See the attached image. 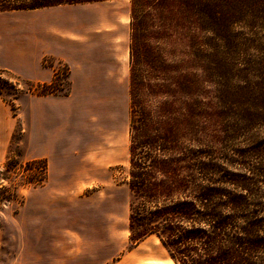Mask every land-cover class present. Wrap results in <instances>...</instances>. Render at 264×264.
<instances>
[{
	"label": "rangeland",
	"instance_id": "obj_1",
	"mask_svg": "<svg viewBox=\"0 0 264 264\" xmlns=\"http://www.w3.org/2000/svg\"><path fill=\"white\" fill-rule=\"evenodd\" d=\"M130 23V0L0 12V68L13 82L19 79L22 89L17 100L13 91L0 96V115L6 107L12 124L8 143L0 147L4 264L18 262L23 244L27 264H35L38 254L41 264H175L158 234L142 239L130 231V205L137 199L130 187ZM202 39L195 16L182 17V0L168 2L162 18L151 10L143 41L161 62L147 68L140 99L152 125L174 130L168 149L154 153L167 165L150 172L160 203L189 197L186 184L200 183L188 167L197 157L193 154L220 146L215 85L193 56V41ZM46 70L52 79L37 80ZM57 72L48 95L65 103L55 106L48 127L57 155L51 169L60 184L50 193L43 184L25 185L38 174L23 167L34 160L25 149L30 97L42 96L30 89L45 90L40 84L51 83ZM33 188L41 190L28 198ZM26 199L36 203L22 209ZM20 209L21 224L13 219ZM19 231L27 239L17 237ZM35 231L43 238L35 239Z\"/></svg>",
	"mask_w": 264,
	"mask_h": 264
},
{
	"label": "trees",
	"instance_id": "obj_2",
	"mask_svg": "<svg viewBox=\"0 0 264 264\" xmlns=\"http://www.w3.org/2000/svg\"><path fill=\"white\" fill-rule=\"evenodd\" d=\"M98 1L105 0H0V12ZM170 1L130 0V187L137 195L130 231L142 239L158 234L175 264H264V0H182V17L195 16L203 32L199 44L193 41V56L215 85L222 133L218 149L193 154L188 167L200 183L186 184L190 198L166 204L157 199L150 172L167 165L154 153L168 149L174 130L152 125L140 95L147 68L161 62L143 41L151 10L162 18ZM57 74L51 83H39L45 90L30 91L53 93L48 88ZM9 76L0 68V96L13 91L17 100L19 79ZM47 168L45 159L29 161L23 169L38 176L25 185L43 184Z\"/></svg>",
	"mask_w": 264,
	"mask_h": 264
},
{
	"label": "crops",
	"instance_id": "obj_3",
	"mask_svg": "<svg viewBox=\"0 0 264 264\" xmlns=\"http://www.w3.org/2000/svg\"><path fill=\"white\" fill-rule=\"evenodd\" d=\"M45 72H46V76H44L43 78L37 77L38 78L37 80L47 81L49 79H52L51 78L53 77L52 71L50 72L46 70ZM29 77H32V75ZM30 98H31L29 104L30 122L27 130L28 138L25 149L33 159H40V158L48 159L47 178L42 185V189H45L50 193L58 192L60 188V184L58 182V175H56V173L51 169V163L52 161L56 160L57 155H56V151L54 150L55 145L52 138L53 131L48 130V127L49 128L52 127L51 123H52L53 113L55 111V106L60 102L65 103V101L63 99H58L57 97L52 95L31 96ZM1 111L2 114L0 115V147L2 148L6 146V144L9 141L12 124L8 117V113H6V107ZM39 190L41 189L33 188L30 190V192L26 193V196H28V198H34V196ZM29 202L36 203L35 200L26 199V201H24V205L21 208L22 209L25 208L27 204H30ZM22 209H20L19 214L13 218L15 223L21 224L23 220ZM34 234L36 236L34 237L35 239L43 238L42 231L40 232L35 231ZM16 236L22 240L24 238L27 239V233L24 231H19L16 234ZM48 237L52 238V235L50 236L48 235ZM24 249H26L25 244H23L22 251H20L19 257L17 258L18 262H14V264L15 263L27 264L26 251L24 252ZM34 262L35 264H41L42 254H38V256L36 255V257L34 258ZM0 264H4V262L0 260Z\"/></svg>",
	"mask_w": 264,
	"mask_h": 264
}]
</instances>
